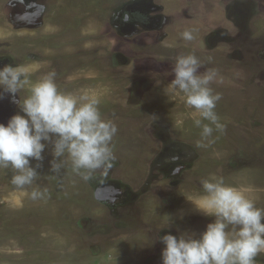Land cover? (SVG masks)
I'll list each match as a JSON object with an SVG mask.
<instances>
[{"label": "rangeland", "instance_id": "rangeland-1", "mask_svg": "<svg viewBox=\"0 0 264 264\" xmlns=\"http://www.w3.org/2000/svg\"><path fill=\"white\" fill-rule=\"evenodd\" d=\"M11 1L0 0L2 59L28 67L33 82L55 70L61 92L97 97L117 133L113 159L95 170L74 171L65 157L51 172V144L31 186H14V170L0 168V264H162L160 236L198 237L213 219L190 202L212 176L264 209V0H47L34 30L10 22ZM186 54L201 60L199 72L217 71L210 87L224 127L212 125L210 143L194 124L199 113L169 88ZM4 108V124L20 111ZM173 140L189 152L176 175L166 168ZM106 186L122 200H98ZM34 190L45 196L33 200ZM256 259L264 264V254Z\"/></svg>", "mask_w": 264, "mask_h": 264}, {"label": "clouds", "instance_id": "clouds-1", "mask_svg": "<svg viewBox=\"0 0 264 264\" xmlns=\"http://www.w3.org/2000/svg\"><path fill=\"white\" fill-rule=\"evenodd\" d=\"M181 37L192 41L193 31L185 30ZM201 66L195 54L177 56L169 88L182 93L186 105L199 113L194 124L202 129L201 140L210 143L212 125L219 130L224 127L215 112L221 97L210 87L217 71L199 72ZM30 76L31 70L26 66L0 67V98L7 93L20 109L6 124L0 123V168L14 170L11 183L21 189L34 183L49 144L53 157L50 170L54 173L61 170L65 157L77 172L101 168L113 159L111 142L117 127L102 118L99 99L88 93L61 92L55 70L34 82ZM26 86L28 95L21 100L19 93ZM205 120L209 123H203ZM33 160L37 162L35 167ZM178 172L179 168L173 169L172 175ZM200 184L202 195L195 203L190 202L196 212L213 219L198 237L190 232L160 236L164 245L162 264H257L256 258L264 254V209L243 191L225 183L223 177L212 176ZM30 196L33 200L42 199L45 193L34 190ZM179 218H183L182 210Z\"/></svg>", "mask_w": 264, "mask_h": 264}, {"label": "flooded vegetation", "instance_id": "flooded-vegetation-1", "mask_svg": "<svg viewBox=\"0 0 264 264\" xmlns=\"http://www.w3.org/2000/svg\"><path fill=\"white\" fill-rule=\"evenodd\" d=\"M46 1L47 0H12L10 3L12 10L8 16L10 22L16 25V27H24L34 30L40 26L43 14L47 9ZM2 58L3 57L0 55V67H3L6 64L16 66V63H11L10 59L6 61ZM13 105H15V103L12 102V98L7 93H4L3 97L0 98V107H5L4 110L7 117L11 116L10 111L12 110ZM1 111L3 112V109ZM7 120L8 118L5 119V121ZM168 148L170 151L165 149V152H168L167 157H169L170 163L168 164V167L166 164V168L169 170L171 169L172 172L173 169L176 168H179V172L184 171L187 166L185 160L187 159L186 154L189 153L188 146L178 140H173ZM117 193L120 195L115 197V194ZM115 194H109V202L113 200V202L120 201L122 200V197H124L122 190L116 191Z\"/></svg>", "mask_w": 264, "mask_h": 264}, {"label": "water", "instance_id": "water-1", "mask_svg": "<svg viewBox=\"0 0 264 264\" xmlns=\"http://www.w3.org/2000/svg\"><path fill=\"white\" fill-rule=\"evenodd\" d=\"M95 197L100 201H105L109 197V194H115L116 191L112 190V187H98L95 189Z\"/></svg>", "mask_w": 264, "mask_h": 264}]
</instances>
